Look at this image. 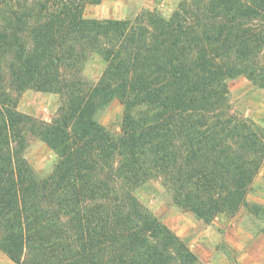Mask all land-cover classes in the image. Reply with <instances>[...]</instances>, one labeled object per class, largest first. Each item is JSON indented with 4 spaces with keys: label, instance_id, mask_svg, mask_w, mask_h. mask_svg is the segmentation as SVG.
<instances>
[{
    "label": "trees",
    "instance_id": "1",
    "mask_svg": "<svg viewBox=\"0 0 264 264\" xmlns=\"http://www.w3.org/2000/svg\"><path fill=\"white\" fill-rule=\"evenodd\" d=\"M88 0H0V249L15 264H200L135 195L161 180L206 224L235 215L264 162V131L232 111L227 81L264 88V0H182L169 19L84 16ZM93 55L105 64L90 85ZM58 94L48 123L21 94ZM113 100L120 133L98 120ZM29 136L58 156L40 176Z\"/></svg>",
    "mask_w": 264,
    "mask_h": 264
},
{
    "label": "rangeland",
    "instance_id": "2",
    "mask_svg": "<svg viewBox=\"0 0 264 264\" xmlns=\"http://www.w3.org/2000/svg\"><path fill=\"white\" fill-rule=\"evenodd\" d=\"M181 1L88 0L84 16L97 20H128L149 11L169 19ZM104 69L105 64L101 58L93 55L84 66L83 79L94 85L100 80ZM227 86L232 111L256 123L264 131V88L256 87L244 75L228 80ZM62 103L63 100L58 94L26 90L21 94L18 110L34 119L50 123L57 116ZM123 115L122 103L113 100L100 112L98 120L107 130L120 133ZM24 155L40 176L50 174L58 161L57 154L33 136L28 138ZM257 179L259 186L255 184ZM255 180L239 211L233 216L220 215L211 224H206L194 214L177 208L158 178L142 184L135 191V195L165 225L186 241L196 255L199 253L204 259L209 257L211 260L216 259V255V264H235L237 258L249 260L252 255L254 264H264V162ZM0 264L15 263L0 249Z\"/></svg>",
    "mask_w": 264,
    "mask_h": 264
},
{
    "label": "crops",
    "instance_id": "3",
    "mask_svg": "<svg viewBox=\"0 0 264 264\" xmlns=\"http://www.w3.org/2000/svg\"><path fill=\"white\" fill-rule=\"evenodd\" d=\"M258 180L259 179L255 180V184H258ZM258 186H259V184H258ZM259 192H261V191H259ZM208 247H211V246H208ZM198 254L199 253H197V255ZM198 257H199V263L200 264H216V261H215L217 259L216 255L214 256V257H216V259H213V260H211V258H209V257H207V259H204L200 254L198 255ZM242 257H243V255H242ZM249 258H251V259L248 260L247 258H245L246 260H243L244 258H242V259L237 258V260L235 261V264H254L253 261H252L253 256L251 255Z\"/></svg>",
    "mask_w": 264,
    "mask_h": 264
}]
</instances>
